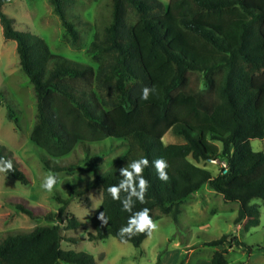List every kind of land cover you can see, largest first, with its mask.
Masks as SVG:
<instances>
[{"label": "trees", "instance_id": "1", "mask_svg": "<svg viewBox=\"0 0 264 264\" xmlns=\"http://www.w3.org/2000/svg\"><path fill=\"white\" fill-rule=\"evenodd\" d=\"M9 1L0 0V8ZM66 1L50 3L74 47L89 23L69 13ZM108 6L103 28L87 49L96 68L52 53L42 37L16 30L0 10L2 35L15 41L20 70L35 94L31 142L50 157L68 155L77 144L89 156L91 145L106 138L126 142L127 151L107 171L97 169L96 157H90V168L79 167L92 174L80 190L66 181L74 196L101 192L88 241L114 237L139 247L148 230L121 237L128 217L147 208L152 221L155 209L177 220L181 204L202 186L238 203L235 226L258 225L259 206L251 201H264V153L253 151L250 140L264 139V0H108ZM145 87L155 89L147 100L141 98ZM6 109L15 122L13 109ZM169 131L183 142L165 143ZM0 158L10 160L1 149ZM139 158L148 159L142 173L148 181L145 203L131 196V211L123 210L107 188L126 179L121 169ZM210 158L224 160L226 172L208 169ZM157 159L168 164L167 181L158 177ZM40 160L54 173L77 168L53 164L46 156ZM12 164L13 171L5 174L27 185L28 177ZM133 183L138 184L135 177ZM129 193L122 190L121 197ZM58 200L62 206L56 217L47 215L50 221L60 219L68 204ZM15 206L34 216L22 201ZM102 212L106 225L99 219ZM81 225L70 217L66 228ZM62 230L53 224L6 232L0 236V264H94L89 252L61 249ZM205 245L223 247L214 251L210 264H227L226 253L233 247L251 251L234 234Z\"/></svg>", "mask_w": 264, "mask_h": 264}, {"label": "rangeland", "instance_id": "2", "mask_svg": "<svg viewBox=\"0 0 264 264\" xmlns=\"http://www.w3.org/2000/svg\"><path fill=\"white\" fill-rule=\"evenodd\" d=\"M161 1L168 3V0ZM65 9L89 23L87 28L81 29V39L74 47L70 46L68 34L53 11L50 0H10L0 8L13 19L16 30L29 31L42 37L52 53L96 68L87 49L94 33L103 28L102 23L109 10L108 0H67ZM15 46L14 40L4 39L0 26V149L29 179V183L23 185L0 173V236L6 232H29L38 226L55 224L63 229L61 249L89 252L94 264H210L213 251L223 247L205 244L224 234H234L251 251L247 253L243 247L229 249L226 253L227 264H264V201H251V204L259 206L258 225L242 222L237 229L233 220L237 215L238 203L224 201L220 194L207 187L201 188L196 193L197 197L192 196L181 204L177 220L155 209L153 223L156 228L139 247L114 237L88 241L87 236L92 232L90 217L100 206L101 192L94 189L79 197L74 196L67 188L66 181L74 190H80L92 174L79 167L90 168V157H96L99 164L97 169L107 171L127 151L126 142L106 138L91 145L94 152L89 156L77 144L71 153L61 157L47 156L34 145L30 134L35 121V94L27 76L20 70ZM192 76V79L196 77L194 74ZM6 105L13 109L15 122L7 117ZM163 141L168 144L183 142L180 136L170 131ZM250 145L253 151L264 153V139H252ZM43 156L53 164H74L77 168L72 172L54 173L43 166L40 160ZM207 166L217 173L218 167L212 164ZM48 175L58 178L51 192L41 188ZM58 198L68 200V204L60 219L50 221L47 215L51 213L56 217L62 206ZM19 201L32 209L33 217L16 208L15 204ZM70 217H75L83 225L67 229V219ZM69 238L79 241L72 243L68 241ZM58 264L68 263L59 261Z\"/></svg>", "mask_w": 264, "mask_h": 264}, {"label": "clouds", "instance_id": "3", "mask_svg": "<svg viewBox=\"0 0 264 264\" xmlns=\"http://www.w3.org/2000/svg\"><path fill=\"white\" fill-rule=\"evenodd\" d=\"M154 88L145 87L142 91L141 98L147 100L150 94H154ZM155 168L158 172V177L162 181L168 180V174L165 169L168 167L167 162L164 159H157L154 161ZM148 165V159L139 158L133 160L129 167L121 169V174L126 178L119 182L116 185L109 186L107 188V193L110 195L112 200L120 201L123 205V210L131 211L130 200L131 196H136L139 198L141 203H145V192L148 187V181L142 175L144 168ZM13 171V164L10 160H4L0 158V173H9ZM136 178L138 184L133 183V178ZM58 178L54 175H48L44 178L41 188L47 192H51L54 186L57 184ZM139 189V190H137ZM130 193L127 198L121 197V191ZM99 219L103 224H107V219L102 212L99 216ZM156 228V225L153 223L152 219L149 216V210L144 208L132 216L128 217L127 225L122 226L120 229V236L123 237L124 234H129V236L135 235L137 233H143L145 230H148L149 235L152 230Z\"/></svg>", "mask_w": 264, "mask_h": 264}, {"label": "built area", "instance_id": "4", "mask_svg": "<svg viewBox=\"0 0 264 264\" xmlns=\"http://www.w3.org/2000/svg\"><path fill=\"white\" fill-rule=\"evenodd\" d=\"M209 164L217 166L221 169L222 173H225L227 170V163L224 160H219L217 158H210L207 160Z\"/></svg>", "mask_w": 264, "mask_h": 264}, {"label": "crops", "instance_id": "5", "mask_svg": "<svg viewBox=\"0 0 264 264\" xmlns=\"http://www.w3.org/2000/svg\"><path fill=\"white\" fill-rule=\"evenodd\" d=\"M203 187H207V186H202L201 188H203ZM201 188H200L199 190H201ZM207 189H209V188L207 187ZM199 190H198V191H199ZM198 191H197V192H198ZM197 192H196V193H197ZM196 193L193 195V197H197V196H196ZM193 197H192V198H193ZM237 211H238V210H237ZM239 227H240V225H237V229H238ZM214 251H215V250H214ZM214 251H213V252H214ZM207 264H209V262H208Z\"/></svg>", "mask_w": 264, "mask_h": 264}]
</instances>
